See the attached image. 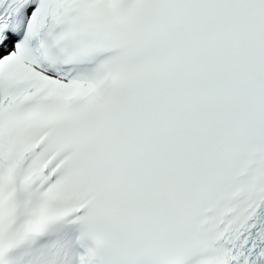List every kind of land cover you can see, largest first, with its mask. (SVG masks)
Instances as JSON below:
<instances>
[{
    "label": "snow or ice",
    "instance_id": "snow-or-ice-1",
    "mask_svg": "<svg viewBox=\"0 0 264 264\" xmlns=\"http://www.w3.org/2000/svg\"><path fill=\"white\" fill-rule=\"evenodd\" d=\"M0 264H264V0H0Z\"/></svg>",
    "mask_w": 264,
    "mask_h": 264
}]
</instances>
